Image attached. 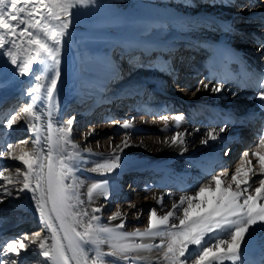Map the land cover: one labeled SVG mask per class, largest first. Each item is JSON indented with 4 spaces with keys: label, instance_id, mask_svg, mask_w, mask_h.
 Wrapping results in <instances>:
<instances>
[{
    "label": "bare ground",
    "instance_id": "obj_1",
    "mask_svg": "<svg viewBox=\"0 0 264 264\" xmlns=\"http://www.w3.org/2000/svg\"><path fill=\"white\" fill-rule=\"evenodd\" d=\"M260 2L264 0L259 1V6L255 4L257 3L255 0H127L123 7L99 4V6L92 5L88 8L92 16L105 14L132 18L133 20L128 23H122L128 26L127 31L89 26L69 29L70 35L61 52V76L58 80V90L51 103V110L54 127H59L61 123L66 126V121L75 117L73 128L77 131V136L72 133L73 142L79 144L81 148L92 150L91 155L86 152L82 153L83 162L80 163L79 170L75 173L83 182L79 188L80 197L85 201L81 206L82 209H87L91 214L92 208L100 207L102 210L96 215L101 217V223L114 227L123 219L125 227L122 231L139 230L142 232L147 228L148 214L153 208H156L160 215L162 210L170 209L173 200H178L186 190L188 194H191L193 184H203L210 180L211 176L196 169L194 164L202 163L211 165L213 168V160L221 156L220 151L228 144L229 136H234V140L230 146L225 148V154L229 151L239 152L242 156L244 151L250 152L255 147H249L248 143L244 142L239 144V139L234 135L237 129L224 127L216 112L221 110L236 115L250 112L259 114L260 118H254L249 125L251 127L254 125L249 134L256 135L262 127L261 124H264V101L259 99L256 90L241 85H221V91L214 93L210 89H203L204 83L212 87L217 86L206 80L200 84L201 90L198 92V97L184 102L182 98L178 99L170 95L165 89L173 82L177 91L183 92L192 86L193 79L198 81L200 71L198 63L191 68V74L182 75V71L178 74L174 71L169 73L170 66L167 65V57L172 58L175 52L180 51L182 58L179 59V66H181V60L182 66L187 65L188 62L191 63V56L198 58L194 50L196 44L203 41L229 46L261 73H264V48L260 46V42H264V6ZM258 38L260 42L257 41ZM98 42L103 44V49H111L113 46L118 48L120 50L117 56L119 63L107 56L108 59L105 58L108 60L107 69H102L98 66L102 65L99 58L95 56L88 58V54L82 47L86 44L95 45ZM188 53L190 57L183 58ZM149 54H154L157 59L149 61ZM126 55H130L131 62L135 58L134 55L141 57L143 60L141 69L135 67L134 72L140 71L142 75L125 77L126 72H122L119 64ZM6 60L7 57L0 60V69L3 68V61ZM127 60L126 58L125 61ZM43 68L44 65H34V69L42 75L44 74ZM7 69L9 70H0V110L2 109L0 120L3 119L0 123V150L6 153L8 143L15 144L24 139L28 140V143L20 147L32 151V140L35 139V134L27 131L28 125L24 120L9 129L7 120L13 114L10 108L12 104L6 106L3 103L12 94H17L21 96L18 102L23 111V108L31 103L27 95L30 80L29 77H20L18 74L13 77L10 63ZM106 88L110 90L106 91ZM17 95L7 100L6 104L16 100ZM145 95L149 98L148 103L142 100ZM138 98H141V101H138ZM86 103L89 104L84 109L83 106ZM117 103L128 105L127 115L124 117L113 115L110 110L109 106ZM70 105L75 106L69 109ZM47 111L46 107L41 108L39 114H42V121H34V123H41V143L38 147L45 154L48 147L46 140ZM181 114L182 120L179 128L172 127L168 131H162L164 129V121L160 118L162 115H167L169 124L174 125L173 117ZM87 115L91 121L97 118L101 129L95 130L92 135L85 138L89 131H86L84 126L82 127V122ZM124 119L132 120L133 123V128L128 130L129 146L126 148L122 144L125 138L124 130L111 123L112 120L122 123ZM222 127L225 131L219 133L217 140H210L208 144L200 143L202 139L207 138L208 131L215 129L218 132ZM177 131L185 133L186 144L170 146L171 136ZM165 140L168 143H164ZM257 143H259V138L256 140ZM116 144H121L123 148V151L117 149L122 157V167L106 176L92 171L97 163L104 162ZM182 147L187 150L182 151ZM16 151L18 153L19 148ZM252 159L255 165V160ZM219 163L220 165L213 169L212 174H219L224 168H230L225 160H220ZM45 164H47L46 160ZM18 168L26 171L21 162L7 158L6 155L0 156V171L7 169L3 171V174L14 181L13 184H7L0 177V244L12 239L17 242L23 241L10 232L11 229L6 231L7 228L21 223H26L22 230L24 238L35 232H40L42 237L51 236V232L47 231L45 225L41 223L40 215L36 211V201L32 199L33 193L28 190L18 191L22 183L17 184L15 181L23 180L22 176L17 175L16 169ZM44 171L46 174L47 168ZM105 178L111 182L108 199L105 200L103 195L96 194L93 202L89 204L86 195L87 188L92 182ZM31 186L35 187L34 182ZM4 187L9 188L12 192L11 196L4 195ZM212 195V193H205L202 199L211 200ZM160 198L163 201L162 205L156 203V200ZM130 204L136 207L132 208ZM117 210L124 215L121 218L110 220L109 217ZM197 214V210L191 213L193 216ZM12 216H15L13 218L15 220L9 225L2 226L3 222ZM176 223L179 222L176 221ZM56 226L58 228L59 224L57 223ZM251 233L248 242L243 244L244 255L258 253L264 258V229L253 226ZM23 242L28 243V241ZM135 242L159 244L160 238L157 237L154 240L135 238ZM45 243L46 246L50 245L51 240L48 239ZM100 248L105 253L110 251L108 244H103ZM31 249L32 253H30ZM94 254V251L89 253L90 256ZM132 255L145 257L146 260L141 264H156L160 251L154 249L151 252H139ZM9 256L18 259V264H28L32 260H34L32 264L44 262V258L39 256L38 246L34 245H30L28 251L22 250L20 258L11 254H7L4 258L7 259ZM106 259L115 258L106 257ZM117 264H126V262L121 259Z\"/></svg>",
    "mask_w": 264,
    "mask_h": 264
},
{
    "label": "snow or ice",
    "instance_id": "obj_2",
    "mask_svg": "<svg viewBox=\"0 0 264 264\" xmlns=\"http://www.w3.org/2000/svg\"><path fill=\"white\" fill-rule=\"evenodd\" d=\"M92 5L99 6V0H0V60L7 57L0 70L8 71L10 63L13 77L18 74L30 80L27 95L31 103L23 108V115L11 116L7 127L11 129L24 120L28 125L27 131L35 134L32 151L20 147L28 143V140L22 139L15 144L8 143L7 152L0 150V156L6 155L22 163L26 171L16 169L17 175L23 177L22 181H15L22 183L18 191L33 193L32 199L36 201L41 223L51 232L50 237H42L40 232H35L25 238L27 244L15 239L0 244V264H18V259L4 257L11 254L20 258L22 250L30 245L38 246L39 256L44 258L42 264H117L121 259L126 264H141L146 258L132 254L154 249L160 251L156 264H245L243 244L248 242L252 227L264 229V136L259 137V143L250 152H243L234 172L224 168L219 174H210L207 183L193 184L191 194L186 190L178 200H173L170 209L162 210L160 215L153 208L148 214L147 228L142 232L122 231L125 227L123 219L114 227L101 223V217L96 215L101 212L100 207L92 208L91 214L81 208L85 203L79 193L83 182L75 173L83 162L82 153L91 155L92 150L73 142L75 117L69 118L66 126L61 123L59 127H54L51 103L58 90L61 52L70 35L73 10L87 9ZM34 65H44V74L37 72ZM203 89L220 92L221 85L212 87L204 83ZM256 89L259 99L264 101V73L257 78ZM200 90L198 86L193 95ZM45 107L48 109L46 154L38 147L41 143V123H34L42 121L39 110ZM160 118L164 121L162 131H168L172 127H180L182 114L173 117L174 125L169 124L167 115ZM111 123L124 130L122 144L124 148L128 147V130L133 128L132 120L124 119L122 123L112 120ZM224 131L223 127L218 132L210 130L206 133L207 138L200 143L215 141ZM93 132L90 130L85 138ZM184 137V132L177 131L171 136L170 146L185 145ZM117 149L123 151L121 144H116L104 162L97 163L92 171L106 176L120 169L122 157ZM181 150L187 149L182 147ZM3 171H0V177L7 184H13L14 181ZM258 175L259 179L255 180ZM33 182L35 187L31 186ZM110 183L107 178L92 182L86 193L88 203L93 202L96 194L103 195L107 200ZM256 184L258 186L254 187ZM3 193L12 195L8 187L3 188ZM205 193L213 194L211 200L202 199ZM162 202V198L156 200L157 204L162 205ZM129 206L136 207L134 204ZM193 210H197L198 214L191 215ZM123 215L117 210L109 219L115 220ZM157 237L160 238L159 244L135 242V238L154 240ZM48 239L51 244L46 246ZM103 244H108L110 251L102 252L100 246ZM92 251L95 254L90 256ZM106 257L115 259L108 260Z\"/></svg>",
    "mask_w": 264,
    "mask_h": 264
},
{
    "label": "rangeland",
    "instance_id": "obj_3",
    "mask_svg": "<svg viewBox=\"0 0 264 264\" xmlns=\"http://www.w3.org/2000/svg\"><path fill=\"white\" fill-rule=\"evenodd\" d=\"M126 1L127 0H99V4L108 5V6H112V7H120V6L123 7L125 5V2ZM259 1H262V0H256L257 3H255V4L258 5L259 4ZM261 3H262V6H264V2H260V4ZM94 6H96V5H94ZM235 7L237 8V6H235ZM232 10H235V9H232ZM234 12H236V11H234ZM73 13H74V15H73V23L70 26V28H72V27H78V26H89V27H94V28H99V29L100 28H115V29H120V30L127 31L128 30V26H126V25H124L122 23H128L130 20H133L130 17H127L126 18V17L120 16V15H113L112 16V15H105V14L103 15L102 14V15H96V16L93 15L92 16L90 14V12L88 11V8L87 9H74L73 10ZM116 22L117 23L119 22V24H115ZM112 44H114V43H112ZM102 46H103V44L100 43V42H98L95 45L86 44V45H84V47H82V49L86 51V53L88 54V58H90L91 56H95V57L99 58V60L101 61L102 65H98V66L101 67L102 69H107V61H108L107 60L108 59L107 56L110 57V58H114V60L116 61V63H119L118 62V59L119 58L117 59V56H118L120 50L118 48L117 49L114 48L115 46H113L111 49L110 48H104L105 49L104 50L102 48ZM101 50H102V53L100 52ZM133 57H135L134 60H133V62H131L132 60L130 59V55H126V57H124V59L120 60L121 64H119V65H120V67H122L121 68L122 72L123 71L126 72V75H125L126 78L131 77L133 75H135V76L142 75V72H140V71L134 72V68L135 67H138L139 69H141V65L143 64V60H141V57L138 58L136 55H134ZM188 57H190L189 53L185 57H183V58H188ZM105 58H107V59H105ZM126 58L128 59L127 61H125ZM148 59H150L149 61H154L155 60V55L154 54H149ZM182 75H184V72H183ZM124 78H122V79H124ZM198 86H199V84L196 85V79H193L192 80V86L188 90H186V91H183V92L177 91L176 87H174L172 83L168 84V86L166 87L165 90L168 93H170V95H172V96L174 95V97H178V99H181L182 98L181 100H184V102H186V101H189L191 99H196L198 97V92H196V94L193 95V92L196 91V88ZM110 88H106L105 90L108 91V90H110ZM16 95L15 94L14 95L12 94V96H9L10 98H7L3 102V103H5L6 106H8L9 104H12V105H10V108L12 109L11 112L13 111L12 116L15 115V113L16 114L19 113V115H23V111L21 110V106L19 104V102L21 100V96L17 95L18 98L16 100L12 101L11 103L8 102L6 104L7 100L11 99L12 97H14ZM148 99L149 98L146 95H145L144 98H142V100H143L144 103L145 102L148 103L149 102ZM138 101H141V98H138ZM125 102H129V101H125ZM88 104L89 103H86L85 106H83L84 109H86V107H87ZM73 106H75V105H70L69 106V109L71 107H73ZM109 107L111 108L110 110L112 111L113 115L120 116V117H124L125 115H127L128 105H126V104L125 105H122V104L121 105L120 104L118 105V103H117V104H113V105H111ZM118 110H120V111H118ZM1 111H2V109L0 110V112ZM116 111H118V112H116ZM11 112H9V113H11ZM0 114H2V112ZM100 114H101V112H100ZM1 121L3 122V119L0 120V123H1ZM20 122L21 121H19L18 123H20ZM97 123H98L97 118H95L93 121H91V119H89V117L87 115V117L86 116L84 117V121L82 122V127L84 126V129L86 131H90V130H94V131L96 130L97 131L98 129H101L100 128L101 127L100 124L99 123L97 124ZM72 133H74V135L77 136V134H76L77 131L74 128H73V132ZM116 135H118V134H116ZM257 139L258 138L256 136H254V137L248 136V137L242 138V141L244 143H248V146L249 147H254L256 145V140ZM228 146H230V144H226L224 146V148L222 149V151H220V154L222 156L221 159L222 160H225L226 161V164H228V166H230L229 172L231 173V172H234L235 171V167L239 163V159H240L241 155L239 154V152H232L231 153L230 151L225 154V148L228 147ZM212 173L213 172H211V174ZM258 179H259V176H257L255 178V180H258ZM123 193H125V192L123 191ZM13 218H15V216L14 217L12 216V217H9L8 219H6L3 222V225L2 226L9 225L10 222H12L13 220H15ZM25 224L26 223H24V224L21 223L19 225L15 224L14 226H12L10 228H7L6 231L8 229H11L10 232H13L14 234H16L23 241H28L27 239H25L23 237V233H22V230L25 228ZM18 227H20V229ZM17 228H18V230H17ZM30 236H32V234L26 235V237H30ZM29 249H30V247L28 249H26V251H28ZM30 253H32V249H31V252ZM32 261H34V260H32ZM32 261H29L28 264H32Z\"/></svg>",
    "mask_w": 264,
    "mask_h": 264
}]
</instances>
